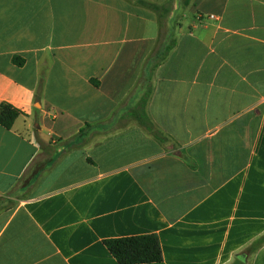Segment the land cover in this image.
Listing matches in <instances>:
<instances>
[{"label": "crops", "instance_id": "crops-1", "mask_svg": "<svg viewBox=\"0 0 264 264\" xmlns=\"http://www.w3.org/2000/svg\"><path fill=\"white\" fill-rule=\"evenodd\" d=\"M186 2L0 0V264H118L104 239L150 233L145 264H232L264 235V0ZM147 84L162 139L129 114Z\"/></svg>", "mask_w": 264, "mask_h": 264}, {"label": "trees", "instance_id": "trees-1", "mask_svg": "<svg viewBox=\"0 0 264 264\" xmlns=\"http://www.w3.org/2000/svg\"><path fill=\"white\" fill-rule=\"evenodd\" d=\"M189 2L187 0L186 4ZM147 6L158 9L159 7L152 3H146ZM163 11L160 17L168 12L166 7L162 8ZM161 20V19H160ZM175 39L171 37L168 43H164L163 47L160 48V53L156 55V63L163 60L168 54L169 50L174 46ZM12 62L21 66L24 59L14 55L12 57ZM151 85L147 84L144 92L140 96L136 105H134L130 110L129 114L146 130L152 133L156 138L162 139L159 135L160 132L154 127L152 121L149 119L145 105L148 97L151 94ZM19 114V110L9 103L0 104V125L6 129H9L16 117ZM85 135V129H80L76 137L69 141L70 144L80 143ZM52 159L46 161L48 164L51 163ZM36 167L34 173L41 171L47 164ZM38 174V173H37ZM104 245L108 251L112 254L118 264H145L160 262L162 260V251L159 244L158 237L154 233L150 234H140L132 236L123 237H113L103 240ZM264 243V235L259 236L255 239L246 249L245 253H241L246 257V253L251 254L255 252ZM239 254V255H241ZM232 264H245L242 259L236 256V259Z\"/></svg>", "mask_w": 264, "mask_h": 264}, {"label": "water", "instance_id": "water-1", "mask_svg": "<svg viewBox=\"0 0 264 264\" xmlns=\"http://www.w3.org/2000/svg\"><path fill=\"white\" fill-rule=\"evenodd\" d=\"M238 257H239L240 259H242L243 261H245V259H244V255H243V254L238 255Z\"/></svg>", "mask_w": 264, "mask_h": 264}]
</instances>
